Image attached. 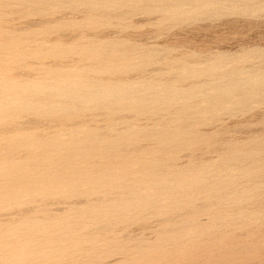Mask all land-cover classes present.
Listing matches in <instances>:
<instances>
[{
    "label": "bare ground",
    "instance_id": "6f19581e",
    "mask_svg": "<svg viewBox=\"0 0 264 264\" xmlns=\"http://www.w3.org/2000/svg\"><path fill=\"white\" fill-rule=\"evenodd\" d=\"M253 3L256 0H16L15 5L5 6L23 16L55 18L29 24L27 30L20 26L23 31L6 33L0 43L3 56L26 48L18 57H30L40 70V76L32 79L0 75V206L11 209L7 222L0 219V264H181L188 256L186 250L204 248L205 238H211L221 221L245 225L248 218L264 215L252 203L257 202L259 189L238 184L253 180L264 168L254 161L237 169L248 174L235 176L234 167L222 166L253 160L259 152L264 160V133L239 143L225 142L222 137L233 131L226 127L214 133L199 131L195 119L174 128L135 127L143 114H164L175 121L176 115H186L198 101L208 103V109L230 104L250 109L252 102L264 103V75L253 72L243 77L246 69L239 64L222 73L229 61L226 55L196 70L193 56L185 54L168 67L187 74L175 81H159L145 75V63L161 60L152 49L105 37L107 27H114L117 34L134 28L126 22L130 16L178 24L189 20L193 11L212 5L245 4L240 14L254 13L259 6ZM24 5L38 7L21 10ZM226 9L221 6L217 11ZM67 12L71 18L58 16ZM64 29L76 32L80 41L68 42L64 35L51 38ZM92 30L98 34L88 37ZM41 38L49 40L48 47ZM71 57L77 60H68ZM129 73H136L133 80L121 76ZM200 76L204 80H189ZM179 103L183 106L173 114L172 105ZM104 113L133 114L134 120L126 126L129 132L113 136L116 126L103 131L92 128ZM255 115L264 125V112ZM22 116L41 118L45 126L79 123L72 133H63L70 136L64 141L63 135L24 136L35 126L31 121L20 123ZM218 145L215 151L225 157L217 168L221 175L212 176V164L194 157L179 168L178 154L194 149L207 153L209 146ZM142 177L148 178L147 184L138 186ZM37 199L40 205H35ZM185 211L190 214H181ZM227 213L233 217L225 218ZM204 215L207 219L202 222ZM134 226L151 231L152 237L132 236Z\"/></svg>",
    "mask_w": 264,
    "mask_h": 264
},
{
    "label": "rangeland",
    "instance_id": "374dc122",
    "mask_svg": "<svg viewBox=\"0 0 264 264\" xmlns=\"http://www.w3.org/2000/svg\"><path fill=\"white\" fill-rule=\"evenodd\" d=\"M15 1L16 0H0V19H1L0 43H2L3 41L2 39L6 37L5 36L6 33L23 31L20 29V26L21 28L24 26L25 27V28L23 27L24 30H27L26 28L29 24L30 25L37 24L40 23L39 21H47L49 19H52L53 17L55 18V16H48L52 18H48V17L43 18L41 16H34V15L23 16L19 13H11L9 9H4L6 5L7 6L15 5L13 4ZM256 2L257 3L255 4L253 3V4L255 6H259V9L257 10V12L254 13L252 12L248 14H240L241 13L240 11L243 10L244 7L246 6L245 4H235V5L221 4L219 6L212 5L210 8L206 9L205 11H200V10L193 11L191 13L192 16L189 18V20L178 24H174L170 20L165 21L162 24H155L156 21L154 19L147 21L143 16H133V17L130 16V18L128 17L129 19L126 22L134 26V28L129 29V31L125 33L117 34L114 32L115 31L114 27H107L105 29V37L108 40L109 39L127 40L134 44L143 46L147 49H152L155 52L156 56L161 58V60L160 59L156 60L157 58H155L156 61L154 60L151 63L150 62L145 63L144 67L146 68L147 71L145 75L151 76L156 80L158 79L159 81H164V80L175 81V79L180 75L182 76L187 74L186 71H179V70L175 71V69L168 67L169 65H171V63H174L175 60H177L178 58H180L185 54H189L193 56L191 60L193 62V68L196 70L201 71L205 69L207 64L211 63V61H215L218 57H221L222 55L223 56L226 55L224 57H226V59L229 61L223 64L224 66L221 68L222 73L230 72L231 70L234 69V64L236 65L239 64L246 69L245 72L243 73V77L249 76L253 72L254 73L260 72V74L264 75V73H262L264 72V10H262L264 8V0H256ZM221 6L222 7L225 6L227 7V9L225 11L218 12L217 9H219V7ZM35 8L33 5H24L21 7V10L31 11ZM125 9L129 10L127 8ZM12 11L14 12L16 11V9L14 8ZM206 13L209 16L213 15L214 18L208 19L206 17L207 16ZM58 16L71 18L70 15H68V12L59 14ZM15 18L16 20H14ZM77 19H81V18H77ZM89 34L91 35H89L88 37L95 36V34H98V30H92L89 32ZM59 35H64L65 37L70 38L68 42L80 41V38L75 37L76 32L68 29H64L57 32V35H55V33L51 34L52 36L51 38H54L55 36L57 37ZM84 38H86V36H84ZM41 39L44 42L47 41L45 43L46 46L44 45V47L45 48L48 47L49 40L44 38ZM0 50H1L0 75L5 74L9 77L25 78V79L37 78L40 76V70L36 68L37 65H35L34 63L35 61L33 59H31L30 57H25V58L18 57V53L25 54L24 51L26 50V48L21 49L22 51H19L17 53L16 52L14 53V51L11 50L10 52H7L8 56H3V54L1 53L4 52H2V49ZM242 56L243 57L247 56V57L242 59L243 58ZM75 59L77 60L76 57H71L68 60L76 61ZM139 61L140 60H136L137 64L135 65H138ZM135 74L136 73H129L121 76H126L124 78L125 80L128 79L133 80L136 76ZM115 78L116 77H114V79ZM189 80L197 83L198 81L204 80V77L203 76L197 78L192 77ZM214 81H218V80L214 79ZM137 86L138 85L134 87L136 88ZM207 104L208 103L203 101H198L194 103L193 106L195 107V109L193 106H191L190 111L186 115H183L182 117L181 115L180 116L176 115L179 118L178 119L176 118L175 121L167 120L168 115L166 116L164 114L157 115L156 117H154L155 115L150 116V114H143V116L137 118L135 123L136 126L135 125L134 126L143 128V126L159 127L161 125L162 128L163 127L174 128L175 126H178L179 123L180 125L183 124L184 122H185L184 124H187L191 120H192L191 122H193V119H195L194 120L195 123L194 122L193 123L194 125L196 124L195 127L199 131H202L204 133H214L216 130L220 129L221 126L226 127L233 131L229 133V135L227 134L225 138L222 137L223 139H225V142L227 141V139H232L238 141L239 143H243V142L245 143L249 138H252L253 135L256 136V134L258 135L264 133V128L262 127L264 125L260 123L262 121V118L255 117L256 116L255 113L261 115L263 114L264 112L263 102L261 104L260 103L258 104L256 102L250 103L249 104L251 107L250 109H243V107L240 106L236 107L232 104L222 107L221 109L220 108L208 109ZM182 106H183L182 103L175 104L172 105V108L175 109V112H173L174 110L172 108L170 110L174 114L176 113V110H178ZM201 107L203 109H201ZM230 109H232V111ZM199 110H203L204 112L199 113L198 112ZM210 111H212L211 114ZM104 114H100L99 123L95 126H92V128L103 131L108 129L109 126L113 128L116 126L115 129L116 130L118 129L117 130L118 132L113 133V136H118L120 133L129 132L128 131L129 129L126 128V126L131 125L129 122L131 120H134L133 114H121V115L115 114L112 116H108V114H105L104 116ZM184 117H186V119ZM111 118L113 119L115 118L114 123L111 122L110 120ZM40 119L41 118L29 116L20 120V123L31 121L32 126H35L32 127V129L26 126L29 129L25 127V129H27V132L24 134V136L40 137V136H46L48 134L49 136L63 135L62 137L63 140L68 141L70 139V136H65L64 135L66 134L65 132L71 130L70 132L72 133L73 128L78 127V124L76 125L78 121L67 123L66 125H64L65 127L64 126L61 127L55 124H47V126H45L46 124L44 120H40ZM122 119L125 120H123L122 122H116L117 120H122ZM213 121L218 123H216L215 125ZM197 122L199 124H197ZM210 123L211 125H209ZM210 126L212 127L210 128ZM144 145L146 144H142V146ZM209 148L211 150L207 153L203 152V150L197 151L196 149H194V151L192 152H188V153L185 152L178 154L179 156L178 159H180L179 168H185L190 161V157H194L199 159L201 162L207 161L210 162V164H212L210 167V169H212L213 171L212 176L221 175L220 171L217 170V168H219L218 166L222 165L225 157L222 156L220 152L218 153L217 151H215L220 148L219 145L217 148H212V146H209ZM252 151L258 152L256 149H252ZM258 155H260V152L255 156V159L253 160L239 159L228 162L227 164L224 163L222 166L234 167L232 173L235 176L236 175L245 176L246 174H248V171H243V170L238 171L237 169L239 168V166L241 167L242 165H250L255 161L256 166L258 165V167L262 169L264 168V160L263 158H260ZM171 156L172 155L169 154L168 158H171ZM138 169H139L138 166L134 167V170H138ZM255 176L256 177L253 180L247 182H239L238 184L239 185L245 184L244 186L248 188L257 187L260 192L258 196V200L257 202H253L252 200V203L254 207H259V209L264 210V170L262 173L256 174ZM147 180H148L147 177L139 178L137 179L138 181L137 185L145 186L147 184L146 183ZM63 198L64 197H59L58 199L64 201ZM22 200L26 201L25 198ZM35 201H36L35 205H40L42 203L40 199H37ZM47 201H43V203ZM77 202H78L77 205L79 206L83 203L80 200ZM200 203L201 202L198 201L196 205H199ZM5 206L6 205L0 206L2 208L0 211V219L2 220V222H7L8 216L6 215H9L7 213L9 212V210H11V209H6L8 207ZM241 207H246V206L241 205ZM58 208L62 209L63 206L54 207L53 209H58ZM181 214L189 215L190 212L185 211V212H181ZM226 215L225 218L233 217V214L231 213H227ZM206 219L207 216L205 215L200 217V220L202 222H205ZM149 223L151 226L155 225L153 221H150ZM212 231L214 234L211 236V238L209 239L205 238V241L208 242L207 244H205L207 246L204 245V248H198V249L191 248L189 250H186L185 252L188 256L184 259L183 263L181 264H264V215L257 214L255 217L248 218V221L246 222L245 225H242L241 222L238 220L231 226H228L225 223V221L224 222L221 221L216 226H214V229ZM130 234L132 236H136L138 234H142L143 236L146 235V237L149 239L152 237L151 231L143 232L139 229L138 226L132 227L130 230ZM220 237H222V239ZM81 243L83 245H87L86 241H83Z\"/></svg>",
    "mask_w": 264,
    "mask_h": 264
}]
</instances>
